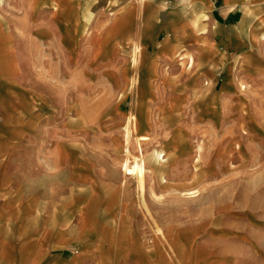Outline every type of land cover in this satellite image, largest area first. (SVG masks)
I'll use <instances>...</instances> for the list:
<instances>
[{
  "label": "crops",
  "instance_id": "crops-1",
  "mask_svg": "<svg viewBox=\"0 0 264 264\" xmlns=\"http://www.w3.org/2000/svg\"><path fill=\"white\" fill-rule=\"evenodd\" d=\"M106 34H123L130 50L124 80L137 78L143 88L136 95L156 98L163 110L188 112L184 106L210 89L204 80L217 77L225 107L229 88L238 96L252 73L264 72V0H0V264H194L183 257L190 246L173 242L179 233L166 245L134 214L91 224L77 197L53 184L67 156L46 148L65 120L58 127L46 120L45 109L56 110L61 100L38 89L35 66L55 56L77 61L89 49L94 58L108 56L105 65L118 64L117 45ZM169 70L181 75L168 77ZM104 74L102 80L114 78ZM95 75L87 81H99ZM84 81L71 88L77 99L95 91L86 92ZM68 106L60 113L87 111Z\"/></svg>",
  "mask_w": 264,
  "mask_h": 264
},
{
  "label": "rangeland",
  "instance_id": "rangeland-1",
  "mask_svg": "<svg viewBox=\"0 0 264 264\" xmlns=\"http://www.w3.org/2000/svg\"><path fill=\"white\" fill-rule=\"evenodd\" d=\"M111 35L107 39L117 45L113 60L118 64L105 65L102 60L108 56L101 53L102 57L94 58L89 49L77 61L70 55L55 56L48 63L41 59L35 66L36 83L41 84L38 89L53 94L55 101L61 100L59 111L55 107L56 110L45 109L46 120L57 127L65 120L46 148L47 153L51 149L54 154L67 156L65 164L53 172V184L65 185L66 195L77 197L91 224L107 223L111 217L120 222L134 214L138 224L145 222L153 227L154 231L149 232L166 245H172L179 233L181 239L173 242L190 246V252L183 257L194 264H264V72L252 73L254 80L244 82L241 88L245 89L238 96L229 88L225 107L220 106V77L204 80L210 88L206 95L201 93L191 107L184 106L188 112L172 107L182 112L177 114L173 127L168 128L157 112L156 98L136 95L137 89L143 88L137 78L124 80L123 63L130 50L124 47L123 34ZM104 73H114V78L102 80ZM93 74L100 80L87 81ZM166 75L179 77L181 73L169 70ZM79 81H87L86 89L95 91L77 99L72 89L73 83ZM209 97L213 105L207 109ZM66 104L69 108L80 104L87 111L79 114L78 106L75 110L79 115L60 113ZM130 113L137 119L139 129L134 135L131 165L134 156H150L153 146H164L161 157L177 156L170 138H184L182 156H178L181 163L169 165L165 173V179L176 185L177 191L157 185L155 199L150 190L156 177H146L147 187L143 190L138 187L139 182L145 184L141 180L124 177L122 164L126 157L122 142ZM75 120L85 123L79 127ZM66 125L72 127L67 129ZM195 164L198 167L193 168ZM150 167L151 172L155 171V166ZM150 170L147 175L156 176ZM86 171L91 175L88 185L81 178L84 172L85 178L88 176ZM90 186L92 189H87ZM189 190L199 193L193 198L180 196ZM143 234L144 239L150 240L146 232Z\"/></svg>",
  "mask_w": 264,
  "mask_h": 264
},
{
  "label": "bare ground",
  "instance_id": "bare-ground-1",
  "mask_svg": "<svg viewBox=\"0 0 264 264\" xmlns=\"http://www.w3.org/2000/svg\"><path fill=\"white\" fill-rule=\"evenodd\" d=\"M135 54H136V49L134 47V55L132 58H134ZM133 61L134 62L136 61L135 58ZM133 83H136V82L133 81ZM242 89H245V87L242 86ZM181 112H182V110L173 109V108H171L169 110H163L162 108H160L158 111L163 122L167 125L168 128L173 127L174 123L177 122L176 121L177 120V117H176L177 114H179ZM124 129H125L123 132L124 141L122 142L123 143L122 152L124 153V155L126 157L124 163L122 164L124 177L126 179H134L137 182L139 180H141L143 183H145L143 185H141L140 182L138 183V187L141 188L142 190H143V188L147 187L146 186V177H156L158 180H156L155 184L151 185V190H150L151 196L155 199L158 197V195H156L157 193H155L156 192L155 189H156L157 185H158V188L162 186V189L172 188L173 191H177L175 188L176 186L170 185V183L167 181L168 179L167 180L165 179V177H166L165 173H166L169 165L178 166L181 163V161L178 160V156H180V155L182 156V153L180 150H181V145H182L183 139H184V138H182L183 136L181 137L182 139L180 138L181 139L180 141H176V139L170 138V143L174 146L173 147V153H178L177 156L168 155V157H164V156L161 157V155H163V152H164V146H160V147L153 146V151L150 154V156L147 155V157L144 159H138L137 157L134 156L133 157V164L131 165L130 164L131 161L129 162V160L131 159V156H133L132 152L135 151L134 150V135H135V132L139 130L138 129V121H137V119H135V117L132 115V113H130L129 117H127V125ZM182 131L184 132L185 130H182ZM167 138L168 137H166V139ZM161 159H164V161H161ZM152 165L155 166V171L151 172L150 166H152ZM196 167H198L197 164H195L193 166V168H196ZM145 170H146V174L144 173ZM148 170H150L149 172H151V174L152 173L156 174V176L147 175ZM182 175H183V173H182ZM182 175H181V177H182ZM179 176H178V178H179ZM140 177H143V178L140 179ZM198 193H199V190H189L188 192L180 193L181 194L180 196H182V197L185 196L187 198H193V197L197 196Z\"/></svg>",
  "mask_w": 264,
  "mask_h": 264
}]
</instances>
